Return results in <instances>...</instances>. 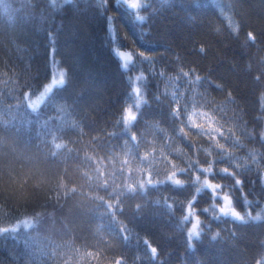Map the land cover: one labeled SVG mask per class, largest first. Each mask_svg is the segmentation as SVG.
<instances>
[{
    "label": "trees",
    "instance_id": "1",
    "mask_svg": "<svg viewBox=\"0 0 264 264\" xmlns=\"http://www.w3.org/2000/svg\"><path fill=\"white\" fill-rule=\"evenodd\" d=\"M125 38L151 58L123 61ZM176 69L185 82L173 102ZM56 71L62 79L30 101ZM177 101L232 125L209 175L239 215L220 212L210 189L196 193L197 161L210 158L178 132ZM262 133L264 0H140L137 14L120 0H0V180L42 168L80 187L19 199L0 185V264H65L88 248L121 264H264ZM121 155L140 166L134 188ZM168 157L187 183L164 179Z\"/></svg>",
    "mask_w": 264,
    "mask_h": 264
},
{
    "label": "clouds",
    "instance_id": "2",
    "mask_svg": "<svg viewBox=\"0 0 264 264\" xmlns=\"http://www.w3.org/2000/svg\"><path fill=\"white\" fill-rule=\"evenodd\" d=\"M252 35L251 33L249 34ZM182 102L177 101L172 106V113L179 120L178 124V132L183 134L186 138H190L194 142V150L196 147L203 151L205 155H207L210 160L205 164H200L197 161L198 167L202 169L205 175L201 176L197 172H193V181L198 182V186L196 187V193H199L202 189L208 188L211 190L212 196H221L222 203L217 204L215 199L212 200V204H214L220 212H226L223 208V205L228 201H231L230 195L225 192H218L217 190L222 187L219 181H216L211 178V175L214 168L213 163L211 161V157L213 155L212 147L216 148H225V144L220 139L221 136H227L229 132L233 131L232 125L226 120L225 117L219 115L215 112L212 106H205L199 104H191L190 106H184L183 111ZM211 120L213 124L212 128L208 127V121ZM127 123V122H126ZM264 135V133H262ZM136 138V134L133 133V139ZM204 142H207V146H204ZM155 151L154 148H148L141 153L140 159H147L152 152ZM174 152L180 154L183 149L181 146H177L173 149ZM169 161L170 167L166 171V175L164 179L171 180L175 184H185L186 181L184 178L177 175V173L184 170L183 166L180 164L178 160H173L171 157L167 158ZM119 162L122 165L123 171L125 173V183L128 188H134L136 186L137 181L133 180V174L140 170V166L138 163L129 158L126 155H121L119 157ZM223 171H229L227 168H223ZM146 176H151V172L149 169L144 168ZM154 182V181H150ZM239 182V181H238ZM141 186H143V182H140ZM0 185H6L5 191L9 195L16 196L19 199H28L31 198L34 194L41 193L44 191L46 186H56L61 190H66L68 193H79L80 187L76 184L69 185L66 178L61 175H49L44 169H38L35 172H29L22 177L12 176L11 179L7 177L0 180ZM91 195L92 193H88ZM52 198L51 196L49 197ZM196 199V196L193 195L191 199L188 201V210L193 214L196 213V209L192 207V202ZM207 211V209H205ZM36 215H40L39 212ZM196 219H200V217L196 216ZM122 257H115L111 260H107L104 258L102 250H96L92 248L83 249L79 252L77 257L69 256L66 260L65 264H118V261H121Z\"/></svg>",
    "mask_w": 264,
    "mask_h": 264
},
{
    "label": "rangeland",
    "instance_id": "3",
    "mask_svg": "<svg viewBox=\"0 0 264 264\" xmlns=\"http://www.w3.org/2000/svg\"><path fill=\"white\" fill-rule=\"evenodd\" d=\"M120 1L123 4H125L126 6L130 7L132 12L137 14V8L140 5V0H137V6H135V7L132 6V4L129 2V0H120ZM123 35L126 36L125 34H123ZM122 40H123L122 42L125 44L126 48H122V47L118 46L117 52L123 61L125 60V58L120 55L121 52H130L132 55L136 54V55H139L145 59L151 58L150 52H147L146 50L136 49L134 43L129 38H125ZM175 71L176 72H174L173 74L172 73L167 74V82H168L167 83V91H168V94L170 95V98L173 102H175V100H177V98L179 97L180 91L183 88V83L185 82V73L179 69H176ZM61 79H62V75L60 74L59 71H56L54 74L50 75V77L46 81L42 90L40 92H38L37 94L31 95L28 99L30 101L40 100L43 97V95L45 94V92L48 90V88H50V86L52 84L60 81Z\"/></svg>",
    "mask_w": 264,
    "mask_h": 264
},
{
    "label": "snow or ice",
    "instance_id": "4",
    "mask_svg": "<svg viewBox=\"0 0 264 264\" xmlns=\"http://www.w3.org/2000/svg\"><path fill=\"white\" fill-rule=\"evenodd\" d=\"M129 2L132 4L133 7L137 6V0H129ZM120 55L122 57H124L126 60H131L132 59V54L130 52H121ZM136 116H137V113H135V112H133L131 110H126V112L124 114L125 122L131 123V121H133L136 118ZM208 127L209 128L213 127V124L211 123L210 119L208 121ZM223 208H224L225 211H232V213L234 215H239V213L236 212V210L234 208H232L231 201H228L227 203H225L223 205ZM197 222H198V219H197ZM193 230H195V225L193 226ZM118 264H121V262L118 261Z\"/></svg>",
    "mask_w": 264,
    "mask_h": 264
},
{
    "label": "water",
    "instance_id": "5",
    "mask_svg": "<svg viewBox=\"0 0 264 264\" xmlns=\"http://www.w3.org/2000/svg\"><path fill=\"white\" fill-rule=\"evenodd\" d=\"M249 37H250V35H249ZM262 174L264 176V170H263ZM143 242L146 243V247L149 251L150 256H154V253H155L154 246L152 244H150L149 242H147V240L145 238L143 239Z\"/></svg>",
    "mask_w": 264,
    "mask_h": 264
}]
</instances>
